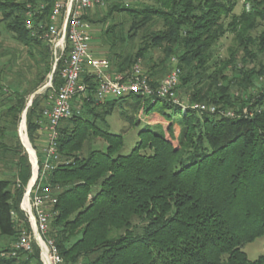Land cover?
I'll return each mask as SVG.
<instances>
[{"label": "trees", "instance_id": "obj_1", "mask_svg": "<svg viewBox=\"0 0 264 264\" xmlns=\"http://www.w3.org/2000/svg\"><path fill=\"white\" fill-rule=\"evenodd\" d=\"M105 1L110 5L106 15L98 20L95 10L92 16L96 6L87 13L88 21L106 22L114 13L129 18L126 35L124 22L117 23L116 17L102 35L113 72L130 75L138 61H151L146 74L156 89L161 80L155 70L169 68L176 58L178 85L189 100L217 109L184 107L170 97L140 93L98 101L96 81L84 78L86 95L72 99V115L59 124L60 161L46 180L57 196L47 237L54 240L63 264H264V254L250 260L243 250L264 236V90L248 102L238 97L236 103L232 95L235 76L246 90L263 73L261 66L248 70L244 65L255 60L254 44L264 53V31L255 39L250 34L264 20V0H245L240 13L234 11L236 0ZM54 2L0 0V33L14 34L37 68L29 79L3 82L14 54L0 53L5 59L0 106H6L0 115L14 127L29 95L49 80L54 63L47 40L25 25L28 4H44L39 19L49 24ZM227 34L233 42L224 56L221 41ZM154 51L162 54L155 61L149 55ZM67 56L65 52L53 72L52 87L37 93L27 109L28 136L41 155L39 121L52 88L62 83ZM122 105V116L132 125L143 121L138 115L142 107L145 116L128 152L122 134L98 123ZM97 107L105 108L103 116ZM219 108L231 109L233 115ZM154 115L163 122H152ZM98 138L106 148L94 146ZM0 149L5 151L0 159L7 153L17 157L13 178L18 181L0 177V235L14 243L23 229H30L20 205L31 164L21 145L9 148L0 141ZM0 264H43L40 248L36 242L31 252L0 247Z\"/></svg>", "mask_w": 264, "mask_h": 264}, {"label": "built area", "instance_id": "obj_2", "mask_svg": "<svg viewBox=\"0 0 264 264\" xmlns=\"http://www.w3.org/2000/svg\"><path fill=\"white\" fill-rule=\"evenodd\" d=\"M105 2V0H55L49 15V24L39 19V13H42L45 8L44 4L39 7L28 4L25 25L33 35L47 40L54 61L49 81L41 91L52 87L53 72L65 52H68L60 71L62 83L57 89L52 88L44 109V118L39 121L40 131L43 134L42 155L40 158L34 155L33 159L30 152L33 176L26 187L22 201L30 229H23L13 245L14 249L31 252L33 243L36 242L40 248V259L43 264H63V258L54 240L47 237L49 223L55 215L53 204L57 202V196L46 184V180L48 174L60 161L59 124L72 115V99L80 93L86 95L87 84L84 78L89 76L96 81L95 97L98 101L118 98L130 93H140L146 96L170 97L178 102L174 98L173 90L180 76L176 58H172L174 68L155 89L142 70L140 61L133 66L130 75H124L113 72L110 60L93 50L90 22L86 15L96 6L104 5ZM183 106L186 107V105ZM192 107L204 111H216L214 106L205 103H197Z\"/></svg>", "mask_w": 264, "mask_h": 264}, {"label": "rangeland", "instance_id": "obj_3", "mask_svg": "<svg viewBox=\"0 0 264 264\" xmlns=\"http://www.w3.org/2000/svg\"><path fill=\"white\" fill-rule=\"evenodd\" d=\"M236 1H237V5H236L234 11H235V13H240V12H242V10L244 8V1L245 0H236ZM118 3H120V4L123 3L125 5H134V4L138 3V0H119ZM109 7H110V5L107 2H105L104 5H102V6L100 5L97 8H95L92 11L91 15L95 12V10H97L96 11L97 14L95 16H96V19L100 20L103 16L106 15L107 11L109 10ZM26 16H27V13H26ZM95 16L93 18H95ZM114 17H116V19H115L116 22L120 21V20H122L124 22V24H123L124 28L122 31L125 32V35H126L128 28H129V18H128L126 13H114L113 17H110L109 20L107 19L106 22H99V21L98 22L97 21L96 22H92V21L90 22L89 21L90 22L89 26H90V34H91V44L93 46L92 48L98 55H101V56L107 55L106 48L102 44L101 39H102V35H103L104 30L115 21V20H113ZM258 21L260 23L262 22L261 25H259V27L256 30L250 32L251 37L253 39L258 38L261 35L262 31H264V20L259 19ZM138 35H139V33L136 34L135 37L130 40L132 44L135 43V41L138 38L137 37ZM226 36L227 37H224L221 41V53L220 54H222L224 56L227 55L228 47L230 45H232V42H233V35L232 34H227ZM255 45L256 44H254L252 46L253 58H254V54H255V60L253 61V60L248 59V61L246 62L245 65L243 63H241V65L243 64L246 67V69H248V70H250L253 67H255L256 70H258L259 67L261 66L263 68V73L258 75V76H254L252 85L247 86L246 90H243V88L240 87V80L239 79H242V78L241 77L237 78L234 73H230L231 77L235 76L234 80L232 82V86H233L232 95L234 97L233 98L234 102H236V103H238V101H237L238 97H243L248 102L249 99H251L250 97H257L259 95L260 91L262 92L264 90V53L258 51L257 46H255ZM2 52H9V53L14 54L11 64H9V63L6 64L7 65L6 69H8V70L5 71V74H7L8 77H5L6 81L3 79L2 80L3 82L17 83V82H19V80H24L25 78L29 79L33 75V73L36 72L37 68L34 67L33 61L27 55V48L21 42L16 40V38H14V34L7 32L4 29L0 33V53H2ZM149 55L152 56L153 61L157 60L159 57H162V54L160 51H154L153 53H149ZM4 63H5V59L3 57H0V68L3 66ZM150 63H151V61H148V60L142 61V70L144 71V73H146L147 70H149V69H147L146 65H148ZM176 66L178 67L177 64H176ZM172 68H174V65L172 63H171L169 68L168 67L164 68L162 65L159 66L157 68V70H155V73H156L155 78H158L159 80H161V83H162L163 79H165L167 77L168 73L171 72ZM18 71L20 73H18ZM178 84H179V80H178L176 86L173 88L174 94H175L174 98L177 99L178 103H181V104L183 103V105L190 106V107H192L194 104H197V103L191 102L189 100V95L186 96L184 88H181ZM41 89L42 88H40L37 91H40ZM36 92L29 95V97L27 99V107L20 114V119L18 121V124L15 127L12 126L9 123V121L7 122L5 117H1V115H0V129L5 127V129L3 130V133H4L3 135H2V131H0V141L3 144L7 145L9 148H15L16 149V146L20 147V145H21L24 148L23 151H25L28 155L29 162L31 164V176L29 178L28 183L30 182V180L32 179V176H33V165H32L30 150L27 147V144L25 142L24 135H23V132L21 129H22V127L24 128L23 122L25 121L24 133L26 134V136L28 138V141L30 143V147L34 151V155L37 158H40L41 154H38V151L32 145V143L29 139V136H28V129H27V109H28V107L31 106V105L30 106H28V105L31 101L33 102V99L36 96ZM209 106H214L217 109V106L214 104H209ZM5 108H6L5 105L0 106V113L2 111H4ZM123 109H124L123 105L116 107L115 110L113 111V113L107 116L106 121H104V123H101L99 121H98V123L104 127L107 126L111 132L122 134L124 139H125V143H126V151L128 152L136 144V141L138 139V131L140 128L143 127V125L145 123V120H144L145 116L141 115L143 113V107H142V109L139 111L138 115L142 116L143 121L139 125H132L130 122H128L127 120H125L123 118V116H122V110ZM219 109H221V108H219ZM104 110H105L104 107L95 108V112L98 115H102V116L104 115V112H103ZM221 110H223L224 112H226L229 115L230 114L233 115V112L231 109L223 108ZM25 111H26V114H25ZM244 112H246V108H245ZM90 118L93 120H96L97 117L90 116ZM151 121L152 122H155V121H162L163 122V119L160 116L154 115L153 117H151ZM39 133H40V136H39L38 140L36 141V144L38 146L39 151H41V148H42L41 142L43 141V136H42L43 134L40 130H39ZM94 146L100 147V148H106V143L102 139L98 138L95 140ZM0 153L4 155L5 151L3 149H0ZM16 159H17L16 155H13L10 153H7L5 155V157L0 159V177L10 179L12 184L14 181H18V180H15L13 178V175L16 171L15 163H14V160H16ZM22 201H23V199H22ZM20 206H21L23 212H25L23 209L22 202H21ZM13 245H14V243L12 242V240L10 238L6 239L0 235V247L1 248L7 247L10 249H13ZM243 250L246 252V254L250 260H254V259L258 258L260 255L264 254V236L256 239L253 242L247 243L243 247ZM13 255H15V252H13Z\"/></svg>", "mask_w": 264, "mask_h": 264}, {"label": "bare ground", "instance_id": "obj_4", "mask_svg": "<svg viewBox=\"0 0 264 264\" xmlns=\"http://www.w3.org/2000/svg\"><path fill=\"white\" fill-rule=\"evenodd\" d=\"M23 123H24V128L22 127L21 130H22V132H23L24 139H25V142H26V144H27V147L29 148V150H30V152H31L32 158L34 159V151H33V149L30 147V143H29V141H28V138H27L26 134L24 133V130H25V121H24Z\"/></svg>", "mask_w": 264, "mask_h": 264}, {"label": "water", "instance_id": "obj_5", "mask_svg": "<svg viewBox=\"0 0 264 264\" xmlns=\"http://www.w3.org/2000/svg\"><path fill=\"white\" fill-rule=\"evenodd\" d=\"M40 91H41V90H40ZM40 91H37L36 94L39 93ZM31 104H32V101L29 103L28 106H30ZM25 114H26V111H25Z\"/></svg>", "mask_w": 264, "mask_h": 264}, {"label": "crops", "instance_id": "obj_6", "mask_svg": "<svg viewBox=\"0 0 264 264\" xmlns=\"http://www.w3.org/2000/svg\"><path fill=\"white\" fill-rule=\"evenodd\" d=\"M43 142V141H42ZM42 142H41V144H42Z\"/></svg>", "mask_w": 264, "mask_h": 264}]
</instances>
